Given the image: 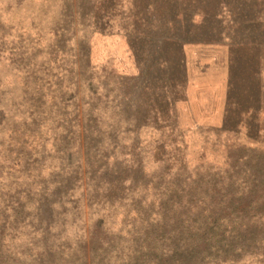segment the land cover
<instances>
[{"label":"rangeland","instance_id":"rangeland-1","mask_svg":"<svg viewBox=\"0 0 264 264\" xmlns=\"http://www.w3.org/2000/svg\"><path fill=\"white\" fill-rule=\"evenodd\" d=\"M178 124L180 155L169 143ZM256 165L264 0H0V264H76L91 234L102 264H122L127 233L144 223L134 212L169 199L161 190L198 191ZM117 176L126 190L107 191ZM186 207L179 223L204 221ZM248 231L245 251L186 264H264V224L250 219Z\"/></svg>","mask_w":264,"mask_h":264},{"label":"trees","instance_id":"trees-1","mask_svg":"<svg viewBox=\"0 0 264 264\" xmlns=\"http://www.w3.org/2000/svg\"><path fill=\"white\" fill-rule=\"evenodd\" d=\"M186 12L184 14H187ZM205 15L207 14H202L203 18L206 17ZM197 31L202 33L201 28H198ZM174 46L182 52V42L175 40ZM160 61L161 58L156 63L160 64ZM170 97L169 94L165 97L168 105L167 111L175 117L176 109ZM175 131V139L169 140V143L174 148L173 151L176 152V155H180L182 147L179 145L183 144L186 130L181 129L178 124ZM85 141L87 140L80 138L81 143ZM140 145V142L138 144L137 141V146L140 147ZM177 159L180 164L184 161L182 155ZM185 164L186 161L183 166ZM137 166L141 169L142 161L140 159L137 161ZM225 168L230 172L239 169L235 165H227ZM225 171L216 170L215 172L222 176ZM102 172L103 177L100 179H107L105 178L106 172L104 170ZM241 175L242 178H234L230 175L227 181L222 176V181L225 182L220 183L213 180L207 181L203 186L204 188L198 191L188 189L186 192L187 186L185 184L161 190L163 193L169 192L170 198L163 201L162 197H158L156 207L150 213L148 212L147 216L139 217V212L137 210L134 212V216H138L137 218H140L144 223L140 227L132 226L130 235L127 233L135 246L130 247V251L128 255L124 256L122 264H186L210 255L212 250L245 251L250 219H254L256 223L264 224V166L256 165L252 168H246ZM123 179L120 176H117L116 179H108L111 183L106 190L120 186L119 183H123V189L126 190ZM203 180L199 178L198 181L203 183ZM237 181L245 187L241 188L239 192H228L227 185H236ZM133 183V178L129 179L127 186ZM185 194L186 200L182 201ZM208 199L214 202L212 206L206 204ZM147 200L150 202V198ZM193 202L194 204H192ZM186 205L187 214L184 216L185 218L189 217L191 215L189 213L196 208L203 214L204 221L192 226L189 221L190 218L183 220L181 216L179 223L178 216H174V213L177 212V208ZM255 211L260 212L255 213ZM151 216H153L155 225H149V222L152 221ZM96 241V238L91 234L88 246L86 245L84 251L80 249L78 252L76 264H102V256L107 255V253L95 246ZM116 252L119 253V251Z\"/></svg>","mask_w":264,"mask_h":264}]
</instances>
